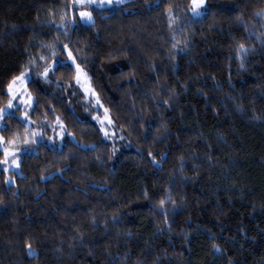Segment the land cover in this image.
<instances>
[{
  "label": "trees",
  "instance_id": "trees-1",
  "mask_svg": "<svg viewBox=\"0 0 264 264\" xmlns=\"http://www.w3.org/2000/svg\"><path fill=\"white\" fill-rule=\"evenodd\" d=\"M77 8L0 0V108L25 69L33 99L0 129L23 150L0 173V264H264V0Z\"/></svg>",
  "mask_w": 264,
  "mask_h": 264
},
{
  "label": "snow or ice",
  "instance_id": "snow-or-ice-1",
  "mask_svg": "<svg viewBox=\"0 0 264 264\" xmlns=\"http://www.w3.org/2000/svg\"><path fill=\"white\" fill-rule=\"evenodd\" d=\"M113 2H115L116 4H120L123 2V0H73V3L75 5H79L81 6L82 9H87L89 7H91L92 5H96L97 7H103L105 5H112ZM205 5V0H190V11L192 12V14L194 16H200L202 13L200 11V9ZM260 13H258L259 15ZM79 16L82 20L91 22L92 20V12L88 11V10H81L79 12ZM169 21L170 23L174 22L173 21V17L171 15V8H169ZM173 47H175V44L173 45ZM239 50L242 52H247V49L245 48V46L243 44L239 45ZM63 51L67 52V57L68 60L71 61V65H69V67H71L72 65L75 66L76 69V82L79 84L80 83V73H81V69L80 66L78 64H76L75 58L73 57V54L71 52V50L68 49V45H63ZM56 53L53 52L52 56L55 57ZM40 60L42 61H46L47 58H45L44 56L40 57ZM56 61H53L50 64H47V66H45L43 68V71L40 73V75L44 78H47L49 75V72H52L53 75H55V65H56ZM27 69H25L24 71H22L20 73L19 76H15L13 77L12 81L9 82V84L7 85V95H8V100H7V104L5 107L0 108V121L4 120L5 117H8L9 119L13 118L15 116V113L12 111L14 104L13 101H19L20 104H26L28 107H31V101H32V97L29 94L27 96V99L24 98L23 93L27 92V89L23 86L24 85V80H25V75H26ZM94 95V93H93ZM98 103V100H97ZM17 111L19 110V107L17 106ZM25 119H27V113H24ZM105 118L107 119V110L105 109ZM58 119V118H57ZM108 123H111V121L109 120ZM59 127L62 129L63 128V123L59 122ZM101 130L103 131V127L101 128ZM37 133L33 132L31 134V139L28 137V135H25L24 139H23V143L24 144H37L38 141L35 139ZM69 135H71L69 133ZM108 133L105 132V136H107ZM49 140H51L52 138L49 137ZM4 138L0 137V145L4 144ZM8 145H15L16 141L15 140H9L6 142ZM3 155L5 157V159L3 161H0V164L6 165V167L4 168V171L7 172L8 168L7 165L9 164V160L8 157H12L11 159V164L15 165L18 167V165L16 164V157L14 152H10L8 147H3ZM152 154L149 153V156H151ZM165 203L164 200H160V205L163 206ZM26 247L29 249L28 254L31 256L33 255V252L31 250V245L27 244ZM215 247V246H214Z\"/></svg>",
  "mask_w": 264,
  "mask_h": 264
},
{
  "label": "rangeland",
  "instance_id": "rangeland-1",
  "mask_svg": "<svg viewBox=\"0 0 264 264\" xmlns=\"http://www.w3.org/2000/svg\"><path fill=\"white\" fill-rule=\"evenodd\" d=\"M127 1H130V0H123L122 3L127 2ZM122 3H120V4H122ZM72 4H73L74 7H78L77 8L78 14H79V12L81 10H88V11L92 12V20H91V22L82 20L80 18L81 21H83L86 24H90V23L94 22V20H95L94 8L107 9V8H115V7H118L120 5V4H116L115 2H113V4L110 5V6L109 5H105L103 7H97L94 4V5H92L91 7L87 8V9H82L81 6L75 5L73 3V0H72ZM204 7H205V5L200 9L201 13L204 12ZM80 69H81V73H80V83H79V85L82 88V90L84 91V94L86 95V97L82 101L83 107L86 106L85 108H88V107H90V105H92L90 107V109L94 108L95 111L98 112L97 115L94 116V118L101 125V128L103 127L104 133L107 132L109 136L110 135L114 136L116 134V129L114 128L113 121L111 120V118H110L108 113H107V119L105 118V108L102 107L100 100L97 98L96 93L94 92V90L92 88V85H91V82L89 80L88 74L82 69V67H80ZM26 75H25V80H24V85L23 86L27 89V82L29 80V77L26 76ZM93 93H94V95H93ZM23 95H24V98L27 99V96L29 95L28 89H27L26 93H23ZM97 100H98V103H97ZM13 104H14V107H13L12 111L13 112L16 111L17 106L18 107L20 106L22 108V117L25 119L24 113L26 112L27 113V119H25V120L27 121V123H30V119H29L30 107H28L26 104H20L19 101H13ZM32 104H33V99L31 101V106H32ZM109 120L111 121V123H108ZM2 126H3V120L0 121V129H1ZM64 131H65L64 127L62 129L60 128V130H58L57 139H58L59 143L62 141V139L64 137ZM0 137H2L1 132H0ZM4 141H5V139H4ZM3 147H8L10 152H14L15 157H16V164L18 165V167L15 166V165H12L11 164L12 157L11 156L8 157L9 164L7 165V168H8L7 172L10 171V170H19V166H20V161H21V156H22V151L23 150H19L17 147H9L8 144L5 141L4 144L0 145V161H3L5 159V157L3 155ZM5 167H6V165L0 164V173L2 171H4ZM13 181H14L13 178L8 176L7 183H12Z\"/></svg>",
  "mask_w": 264,
  "mask_h": 264
}]
</instances>
